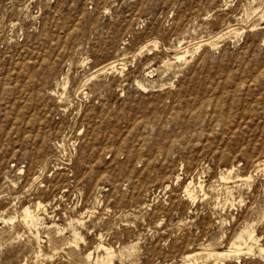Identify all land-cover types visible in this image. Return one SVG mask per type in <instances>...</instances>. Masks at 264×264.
<instances>
[{
  "label": "rangeland",
  "instance_id": "374dc122",
  "mask_svg": "<svg viewBox=\"0 0 264 264\" xmlns=\"http://www.w3.org/2000/svg\"><path fill=\"white\" fill-rule=\"evenodd\" d=\"M260 244L264 0H0V264Z\"/></svg>",
  "mask_w": 264,
  "mask_h": 264
},
{
  "label": "bare ground",
  "instance_id": "6f19581e",
  "mask_svg": "<svg viewBox=\"0 0 264 264\" xmlns=\"http://www.w3.org/2000/svg\"><path fill=\"white\" fill-rule=\"evenodd\" d=\"M179 55V54H178ZM179 57H180V55H179ZM246 177V176H245ZM190 186V185H189ZM189 186H187L186 187V190L189 192V195L191 196V197H194L193 196V194L191 193L192 191H190V189H189ZM230 186V185H229ZM204 189V188H203ZM25 210V209H24ZM26 211V210H25ZM31 211V210H30ZM24 214H25V212H24ZM28 215V214H27ZM29 216V215H28ZM29 218H31V217H29ZM34 218V217H33ZM255 228V227H254ZM75 230V229H74ZM246 231V230H245ZM244 231V232H245ZM247 231H248V229H247ZM252 231V230H251ZM73 232V231H72ZM243 232V233H244ZM75 233V232H74ZM81 233V232H80ZM247 234V233H246ZM245 235V234H244ZM240 237V236H239ZM243 237V236H242ZM241 238V237H240ZM245 238V237H244ZM251 243V242H250ZM102 245V244H101ZM261 245V244H260ZM99 246H100V244H99ZM98 246V247H99ZM102 246H104V245H102ZM97 247V246H96ZM105 248H106V250H107V252L111 255V250H110V248L109 247H106V246H104ZM242 247V246H241ZM239 245L238 246H236L235 248H230L228 251L227 250H222V251H214V252H210V255H217V256H220V257H222V256H230V255H232V254H236L237 256H240V254L241 253H243L242 252V249L243 248H241ZM100 248V247H99ZM250 248V247H249ZM248 249V248H247ZM216 250V249H215ZM218 250V249H217ZM250 250V249H249ZM260 250H261V252L263 253L262 255H263V257H264V244L263 245H261V247H260ZM194 252V251H193ZM245 252V251H244ZM92 253V252H91ZM90 253V254H91ZM193 255V254H192ZM89 256H91V255H89ZM189 256H191V253L190 254H187V257H189ZM91 258V257H90ZM99 258V257H98ZM98 258H96V259H98ZM109 259V258H108ZM186 262V261H185ZM97 263H98V261H97ZM178 264H181V262L180 263H178Z\"/></svg>",
  "mask_w": 264,
  "mask_h": 264
}]
</instances>
